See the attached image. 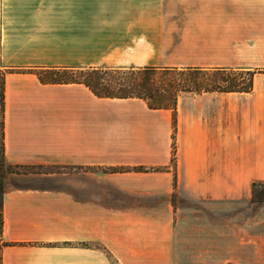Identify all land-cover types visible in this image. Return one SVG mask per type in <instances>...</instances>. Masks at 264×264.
<instances>
[{"label": "crops", "instance_id": "obj_1", "mask_svg": "<svg viewBox=\"0 0 264 264\" xmlns=\"http://www.w3.org/2000/svg\"><path fill=\"white\" fill-rule=\"evenodd\" d=\"M253 71L172 111L40 72ZM0 264H225L226 204L264 182V0H0ZM158 167L104 172L100 167ZM28 168V170H25Z\"/></svg>", "mask_w": 264, "mask_h": 264}, {"label": "trees", "instance_id": "obj_2", "mask_svg": "<svg viewBox=\"0 0 264 264\" xmlns=\"http://www.w3.org/2000/svg\"><path fill=\"white\" fill-rule=\"evenodd\" d=\"M82 72L81 78H67V73ZM253 71L226 70L221 68L204 69L198 67H142L112 68L95 67L90 69H63L40 72V79L45 82L63 83L80 82L86 85L96 96L108 98H141L149 108L170 109L172 111V156L175 159L176 104L182 93H202L207 91H240L252 89ZM65 75V76H62ZM3 81L0 79V146L3 137ZM104 172L115 171H147L162 169L158 167H100ZM28 170V168H25ZM4 172L2 155L0 154V207L2 203V174ZM264 182L254 181L251 185V202L264 201V194L258 195V188ZM2 218L0 212V231ZM113 264H117L115 261Z\"/></svg>", "mask_w": 264, "mask_h": 264}, {"label": "rangeland", "instance_id": "obj_3", "mask_svg": "<svg viewBox=\"0 0 264 264\" xmlns=\"http://www.w3.org/2000/svg\"><path fill=\"white\" fill-rule=\"evenodd\" d=\"M82 72L67 73V78H81ZM264 187L258 188V195ZM225 264H264V201L251 202L245 199L226 204Z\"/></svg>", "mask_w": 264, "mask_h": 264}]
</instances>
